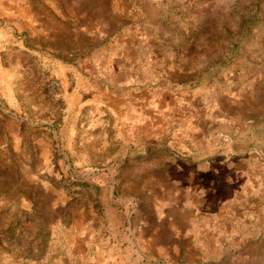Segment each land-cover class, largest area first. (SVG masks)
Masks as SVG:
<instances>
[{
	"label": "rangeland",
	"instance_id": "obj_1",
	"mask_svg": "<svg viewBox=\"0 0 264 264\" xmlns=\"http://www.w3.org/2000/svg\"><path fill=\"white\" fill-rule=\"evenodd\" d=\"M0 264H264V0H0Z\"/></svg>",
	"mask_w": 264,
	"mask_h": 264
}]
</instances>
